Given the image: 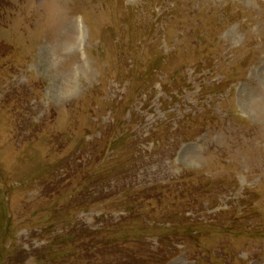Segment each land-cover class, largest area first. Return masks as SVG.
I'll use <instances>...</instances> for the list:
<instances>
[{
  "label": "rangeland",
  "instance_id": "rangeland-1",
  "mask_svg": "<svg viewBox=\"0 0 264 264\" xmlns=\"http://www.w3.org/2000/svg\"><path fill=\"white\" fill-rule=\"evenodd\" d=\"M0 264H264V0H0Z\"/></svg>",
  "mask_w": 264,
  "mask_h": 264
}]
</instances>
